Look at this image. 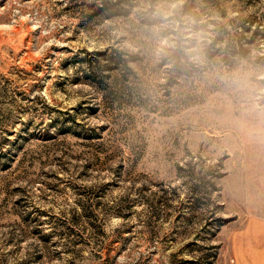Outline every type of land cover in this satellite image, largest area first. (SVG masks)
<instances>
[{
    "label": "rangeland",
    "instance_id": "obj_1",
    "mask_svg": "<svg viewBox=\"0 0 264 264\" xmlns=\"http://www.w3.org/2000/svg\"><path fill=\"white\" fill-rule=\"evenodd\" d=\"M241 65L264 69V0H0V264H232L264 214Z\"/></svg>",
    "mask_w": 264,
    "mask_h": 264
},
{
    "label": "clouds",
    "instance_id": "obj_2",
    "mask_svg": "<svg viewBox=\"0 0 264 264\" xmlns=\"http://www.w3.org/2000/svg\"><path fill=\"white\" fill-rule=\"evenodd\" d=\"M163 20L168 21L176 16L175 5L172 9H159L157 13ZM177 29L183 32V40L186 54L193 60L200 59L201 47L205 33L199 27V22L194 17H182L174 21ZM233 83L247 89L256 101L257 108H262L260 101H264V69L254 70L245 68L243 65L238 67L232 74Z\"/></svg>",
    "mask_w": 264,
    "mask_h": 264
},
{
    "label": "crops",
    "instance_id": "obj_3",
    "mask_svg": "<svg viewBox=\"0 0 264 264\" xmlns=\"http://www.w3.org/2000/svg\"><path fill=\"white\" fill-rule=\"evenodd\" d=\"M232 264H264V214L247 218L231 241Z\"/></svg>",
    "mask_w": 264,
    "mask_h": 264
}]
</instances>
